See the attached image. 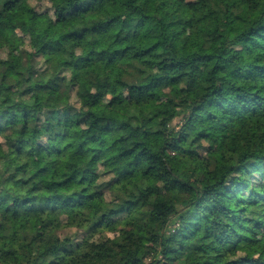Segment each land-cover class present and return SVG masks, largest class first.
Wrapping results in <instances>:
<instances>
[{
  "label": "trees",
  "instance_id": "trees-1",
  "mask_svg": "<svg viewBox=\"0 0 264 264\" xmlns=\"http://www.w3.org/2000/svg\"><path fill=\"white\" fill-rule=\"evenodd\" d=\"M259 231L264 0H0V264H264Z\"/></svg>",
  "mask_w": 264,
  "mask_h": 264
},
{
  "label": "rangeland",
  "instance_id": "rangeland-1",
  "mask_svg": "<svg viewBox=\"0 0 264 264\" xmlns=\"http://www.w3.org/2000/svg\"><path fill=\"white\" fill-rule=\"evenodd\" d=\"M49 31V28L48 27H41L39 25H34L32 28H31V32L33 34H39V35H42V34H46L47 32ZM24 30L23 31H19L18 32V35L20 36V38L23 36L24 34ZM22 42L20 41V46H21ZM259 234H262L264 235V232H261L259 231Z\"/></svg>",
  "mask_w": 264,
  "mask_h": 264
}]
</instances>
